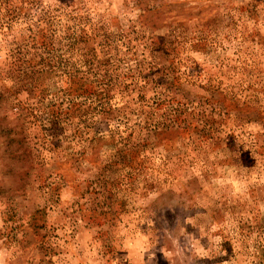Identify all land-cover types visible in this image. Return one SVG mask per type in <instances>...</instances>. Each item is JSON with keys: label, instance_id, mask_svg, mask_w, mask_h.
Segmentation results:
<instances>
[{"label": "rangeland", "instance_id": "obj_1", "mask_svg": "<svg viewBox=\"0 0 264 264\" xmlns=\"http://www.w3.org/2000/svg\"><path fill=\"white\" fill-rule=\"evenodd\" d=\"M246 102L264 0H0V264H264Z\"/></svg>", "mask_w": 264, "mask_h": 264}, {"label": "trees", "instance_id": "obj_2", "mask_svg": "<svg viewBox=\"0 0 264 264\" xmlns=\"http://www.w3.org/2000/svg\"><path fill=\"white\" fill-rule=\"evenodd\" d=\"M228 77V76H227ZM227 77H225V78H227ZM222 79V78H221ZM224 82H227V81H225L224 79H222ZM221 80V86H219L220 88H216V89H218L217 90V92L220 94V95H225V98H227V97H229L228 96V94L227 93H229L230 95H232V96H234V97H236V98H240V96H242L241 95V93H238L236 90H235V87H234V85L233 84H236V82H235V80H233L232 82H230V83H232V84H229V85H227V86H223V81ZM224 87H228V88H224ZM232 89V90H231ZM228 90V91H227ZM236 94H238V96H236ZM248 93L246 92L245 94H244V96H245V98L246 97H248ZM252 102V101H251ZM246 104H248V105H250V107H252V108H257V109H261L262 111L264 110V104L263 105H259V104H257V106H255L254 104H249V103H247L246 102ZM251 105H254V106H251ZM208 122V125H210L209 124V121H207ZM241 123H244V124H246V123H250V124H256V125H261L262 126V128H264V117H259V116H255V117H253V118H249V119H247L246 121L244 120V121H240ZM246 122V123H245ZM211 127V126H210ZM211 130V129H210ZM263 134H261V136H263V139H264V129H263V132H262ZM109 138H111L114 142H115V144L117 143H119V141H120V139L121 138H119V137H117L116 135H115V133H113V132H110V134L109 133H107L106 134ZM104 137H99V138H96V140L97 139H99V140H101V141H104V139H103ZM263 146H264V143H263ZM96 149V148H95ZM97 150V149H96ZM131 153V152H130ZM103 156H105V155H103ZM131 174V171L129 172H127V175H128V177H129V175ZM122 175H124V174H122ZM132 175V174H131ZM134 189V188H133ZM131 190H132V185H131Z\"/></svg>", "mask_w": 264, "mask_h": 264}]
</instances>
